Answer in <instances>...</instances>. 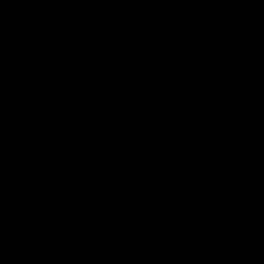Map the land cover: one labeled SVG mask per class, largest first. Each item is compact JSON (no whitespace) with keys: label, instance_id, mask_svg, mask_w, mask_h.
Returning a JSON list of instances; mask_svg holds the SVG:
<instances>
[{"label":"water","instance_id":"1","mask_svg":"<svg viewBox=\"0 0 264 264\" xmlns=\"http://www.w3.org/2000/svg\"><path fill=\"white\" fill-rule=\"evenodd\" d=\"M0 264H264V0H0Z\"/></svg>","mask_w":264,"mask_h":264}]
</instances>
